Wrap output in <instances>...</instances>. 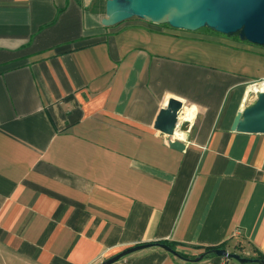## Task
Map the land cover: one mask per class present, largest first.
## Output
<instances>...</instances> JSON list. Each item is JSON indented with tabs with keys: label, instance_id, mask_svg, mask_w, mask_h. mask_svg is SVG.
I'll return each mask as SVG.
<instances>
[{
	"label": "crops",
	"instance_id": "obj_1",
	"mask_svg": "<svg viewBox=\"0 0 264 264\" xmlns=\"http://www.w3.org/2000/svg\"><path fill=\"white\" fill-rule=\"evenodd\" d=\"M105 1L0 0V264H100L162 241L190 261L151 247L111 264L264 255V135L230 130L264 46L105 27ZM166 96L180 116L199 106L182 151L153 127Z\"/></svg>",
	"mask_w": 264,
	"mask_h": 264
},
{
	"label": "water",
	"instance_id": "obj_2",
	"mask_svg": "<svg viewBox=\"0 0 264 264\" xmlns=\"http://www.w3.org/2000/svg\"><path fill=\"white\" fill-rule=\"evenodd\" d=\"M132 18L156 25H168L174 29L197 31L207 28L227 37H238L242 41L264 46V0H106L101 22L112 27ZM183 103L175 98L169 99L166 110L160 109L154 122V129L168 137L167 145L182 151L183 142L172 140V130L177 122ZM182 131L189 129L184 122ZM231 131L264 135V90L257 93L252 105L238 112L230 126ZM159 247L179 257L175 250L165 244H139L123 250L100 264H111L137 251ZM214 256L233 259L240 264L258 263L252 258L229 253L225 249L211 252ZM203 253L192 259H204Z\"/></svg>",
	"mask_w": 264,
	"mask_h": 264
},
{
	"label": "clouds",
	"instance_id": "obj_3",
	"mask_svg": "<svg viewBox=\"0 0 264 264\" xmlns=\"http://www.w3.org/2000/svg\"><path fill=\"white\" fill-rule=\"evenodd\" d=\"M170 95L171 94H169V96ZM168 106H169V98L166 96L164 103L161 105V109L166 110ZM188 111L192 113L193 115H191V117H189L188 115H184L183 117H178L177 122L175 123V126L172 130V133H171L172 138L176 141H181V142L187 141L188 133L187 131L181 130V125L184 121L194 122L196 115L199 113V106L193 103L191 105V108L188 109Z\"/></svg>",
	"mask_w": 264,
	"mask_h": 264
},
{
	"label": "trees",
	"instance_id": "obj_4",
	"mask_svg": "<svg viewBox=\"0 0 264 264\" xmlns=\"http://www.w3.org/2000/svg\"><path fill=\"white\" fill-rule=\"evenodd\" d=\"M157 244H165L167 246H169L172 250H175V245L172 244V243H169V242H165V241H162V242H155ZM216 249H224V246L221 245V246H217V247H207L204 249V252L203 253H207V255L204 257L205 258H208L210 256H213V254L211 253L213 250H216ZM176 251V250H175ZM178 255H179V258L180 259H183V260H189L190 258H188L186 255L184 254H181L180 252H177ZM202 253V254H203ZM201 255V254H200ZM252 259H256L258 261H264V255H262L261 253L259 252H256V255L255 257H253ZM190 261V260H189ZM258 264V263H256Z\"/></svg>",
	"mask_w": 264,
	"mask_h": 264
},
{
	"label": "built area",
	"instance_id": "obj_5",
	"mask_svg": "<svg viewBox=\"0 0 264 264\" xmlns=\"http://www.w3.org/2000/svg\"><path fill=\"white\" fill-rule=\"evenodd\" d=\"M264 85V78L257 80V81H251L247 84V93L250 96H256L257 93H259L260 91H263L264 89H260V87H262ZM183 110V109H182ZM182 112L179 113V116Z\"/></svg>",
	"mask_w": 264,
	"mask_h": 264
},
{
	"label": "bare ground",
	"instance_id": "obj_6",
	"mask_svg": "<svg viewBox=\"0 0 264 264\" xmlns=\"http://www.w3.org/2000/svg\"><path fill=\"white\" fill-rule=\"evenodd\" d=\"M260 89H264V85H263L262 87H260ZM183 108H184V107H183ZM187 114H188V112H187V113H185V114H182V115H181V116H179V117H183L184 115H187ZM191 115H192V114H188V116H189V117H191Z\"/></svg>",
	"mask_w": 264,
	"mask_h": 264
},
{
	"label": "rangeland",
	"instance_id": "obj_7",
	"mask_svg": "<svg viewBox=\"0 0 264 264\" xmlns=\"http://www.w3.org/2000/svg\"><path fill=\"white\" fill-rule=\"evenodd\" d=\"M136 20H138L137 18H132V19H130V21H136Z\"/></svg>",
	"mask_w": 264,
	"mask_h": 264
}]
</instances>
